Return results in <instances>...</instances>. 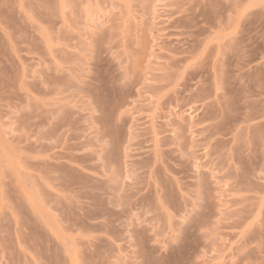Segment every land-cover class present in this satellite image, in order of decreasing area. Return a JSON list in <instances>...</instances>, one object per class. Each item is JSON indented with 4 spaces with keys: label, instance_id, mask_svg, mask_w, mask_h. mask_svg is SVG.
I'll return each instance as SVG.
<instances>
[{
    "label": "rangeland",
    "instance_id": "obj_1",
    "mask_svg": "<svg viewBox=\"0 0 264 264\" xmlns=\"http://www.w3.org/2000/svg\"><path fill=\"white\" fill-rule=\"evenodd\" d=\"M0 264H264V0H0Z\"/></svg>",
    "mask_w": 264,
    "mask_h": 264
}]
</instances>
